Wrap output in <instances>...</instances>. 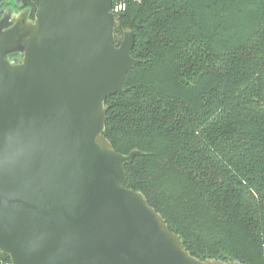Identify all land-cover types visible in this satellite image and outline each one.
Segmentation results:
<instances>
[{
    "label": "trees",
    "instance_id": "trees-1",
    "mask_svg": "<svg viewBox=\"0 0 264 264\" xmlns=\"http://www.w3.org/2000/svg\"><path fill=\"white\" fill-rule=\"evenodd\" d=\"M134 36L104 137L199 260L264 264V0H112ZM0 264H11L0 252Z\"/></svg>",
    "mask_w": 264,
    "mask_h": 264
},
{
    "label": "water",
    "instance_id": "water-1",
    "mask_svg": "<svg viewBox=\"0 0 264 264\" xmlns=\"http://www.w3.org/2000/svg\"><path fill=\"white\" fill-rule=\"evenodd\" d=\"M30 1L34 23H0V252L11 264H241L194 258L125 187L141 153L104 137V103L139 61L131 31L115 44L112 0Z\"/></svg>",
    "mask_w": 264,
    "mask_h": 264
},
{
    "label": "flooded vegetation",
    "instance_id": "flooded-vegetation-1",
    "mask_svg": "<svg viewBox=\"0 0 264 264\" xmlns=\"http://www.w3.org/2000/svg\"><path fill=\"white\" fill-rule=\"evenodd\" d=\"M35 7L30 0H0V23H34ZM12 25L6 28H10ZM10 60H18L19 55H9Z\"/></svg>",
    "mask_w": 264,
    "mask_h": 264
},
{
    "label": "built area",
    "instance_id": "built-area-1",
    "mask_svg": "<svg viewBox=\"0 0 264 264\" xmlns=\"http://www.w3.org/2000/svg\"><path fill=\"white\" fill-rule=\"evenodd\" d=\"M124 10V5L123 4H117L114 7H112V12L114 13H118Z\"/></svg>",
    "mask_w": 264,
    "mask_h": 264
}]
</instances>
